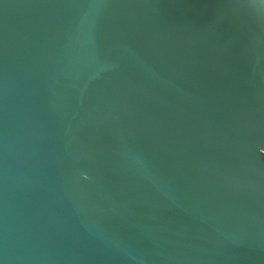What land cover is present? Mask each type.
Listing matches in <instances>:
<instances>
[{"label":"water","instance_id":"obj_1","mask_svg":"<svg viewBox=\"0 0 264 264\" xmlns=\"http://www.w3.org/2000/svg\"><path fill=\"white\" fill-rule=\"evenodd\" d=\"M0 264H264V0H0Z\"/></svg>","mask_w":264,"mask_h":264}]
</instances>
